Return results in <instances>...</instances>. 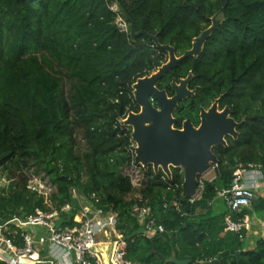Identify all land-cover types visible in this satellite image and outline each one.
<instances>
[{"label":"trees","instance_id":"1","mask_svg":"<svg viewBox=\"0 0 264 264\" xmlns=\"http://www.w3.org/2000/svg\"><path fill=\"white\" fill-rule=\"evenodd\" d=\"M118 15L128 32L119 30ZM214 18L200 54L180 60L156 85L172 96L171 81L191 75L194 94L178 103L174 127L186 118L198 126L200 109L219 98L239 124L238 137L213 147L217 175L198 198L182 195L180 167L169 179L149 166L139 196L127 199L134 188L122 170L135 153L123 119L138 112L133 84L168 61L147 34L181 56ZM239 164L264 176V0H0V177L9 180L1 188L0 224L47 208L24 174L34 167L55 187L53 206L72 202L75 190L116 212L126 258L135 264H175L172 253L201 264L225 250L233 253L221 262L264 264L263 239L244 250L243 239L224 230L226 215L264 210V198L238 213L224 199L222 210L214 207ZM135 202L150 206L163 233H142Z\"/></svg>","mask_w":264,"mask_h":264},{"label":"built area","instance_id":"2","mask_svg":"<svg viewBox=\"0 0 264 264\" xmlns=\"http://www.w3.org/2000/svg\"><path fill=\"white\" fill-rule=\"evenodd\" d=\"M111 9L116 10L113 5ZM116 24L121 32L129 31V25L122 16H117ZM197 180L198 194L191 200L200 195L204 188L205 182ZM29 187L42 194L34 187ZM260 191H264L261 170L251 164H239L229 186L220 189L217 194L225 200L230 211L238 213L250 207ZM42 195L47 208L36 207L30 214L14 216L0 224V233L4 232L0 242H5L6 246V249H0L1 261L7 264H135L126 258L127 241L117 228V213L98 206L97 197L92 195L94 199H88L73 190L72 202L53 206L48 196ZM131 210L142 225L144 235L152 236L165 231L151 213L150 206H140L135 202ZM73 211L72 217L65 216ZM250 223L247 214L236 219L226 215L224 230L237 233L242 239ZM9 224L16 228L11 229Z\"/></svg>","mask_w":264,"mask_h":264},{"label":"water","instance_id":"3","mask_svg":"<svg viewBox=\"0 0 264 264\" xmlns=\"http://www.w3.org/2000/svg\"><path fill=\"white\" fill-rule=\"evenodd\" d=\"M216 23L213 22L212 26L196 37L192 47L181 56L176 55L171 45H162L155 35L147 34L159 48L168 51L169 61L152 74L139 78L133 84V96L139 111L130 112L127 119L123 121L125 125L135 124V128L132 126L131 133L132 139L137 143L134 162L145 165L153 164L155 168L161 167L168 177L171 176L169 168L171 164L180 167L184 175L181 185L182 195L188 198L198 194L196 189L198 176L209 171L212 164L218 162V158L212 150L213 147L226 146L225 137L228 135L237 138L236 128L239 124L231 116L229 107H224L223 111L219 113L216 109L217 101H215L208 110L200 109L201 122L198 129L190 118L183 121L181 128L174 127L177 119L173 113L178 108V103L194 94V90L188 88L191 75L178 81L172 80L171 88L174 91L172 96H168L164 89H159L156 82L183 58L199 55ZM154 102L157 107H154ZM142 105L145 107L141 111ZM229 253H233V251L225 250L213 259L202 261L201 264H220V258ZM72 256L74 257V252H72ZM168 260L175 264L191 262L190 259L178 260L175 253H172Z\"/></svg>","mask_w":264,"mask_h":264},{"label":"rangeland","instance_id":"4","mask_svg":"<svg viewBox=\"0 0 264 264\" xmlns=\"http://www.w3.org/2000/svg\"><path fill=\"white\" fill-rule=\"evenodd\" d=\"M113 6H114V8H116L115 5H113ZM213 22H216L215 18L213 19L212 24H213ZM168 61H169V54H168ZM216 101L218 102V100H216ZM216 107H217V105H216ZM123 121H124V119H123ZM131 128H132V126H131ZM231 138L236 139L234 136H231ZM225 140H226V144H227L228 139H225ZM132 146H133V150L135 151L136 142L134 140H133ZM149 166L152 167V169L155 173H157L159 170L162 171L163 173H165L161 167L155 168L153 166V164L145 165V164H137L135 162L132 165L125 167L122 170V172L124 174H128L131 177V181H132L133 188H134L132 193L127 196V199H134L137 196H139L138 191L143 187V185L146 181L145 171L148 169ZM173 167H175L174 164H171L169 166L170 171L172 170ZM24 174L28 177V181H27L28 186L34 187L37 191L42 192V194H44L46 197L49 196V194L52 191H54V189H55L54 185L49 181L48 176L46 174H44L42 171H37V170H35L34 167H31L29 169L24 170ZM216 175H217L216 170L213 168V166H211V169L209 171H207L206 173L200 174L198 176V179H201L204 182H207V181H211L212 179H214L216 177ZM8 183H9V180H7L4 175H1V177H0V194H1V188L7 187ZM260 192H264V191H260ZM260 192H258V193H260ZM199 196L200 195H198L197 197H199ZM222 199L223 198H219L215 201V203L218 204L219 210L223 209V206L219 205V204H221L220 202L222 201ZM215 203H214V206L216 205ZM2 234H4L3 231H2V233H0L1 237H2ZM0 246H5V243L3 241L0 242Z\"/></svg>","mask_w":264,"mask_h":264},{"label":"crops","instance_id":"5","mask_svg":"<svg viewBox=\"0 0 264 264\" xmlns=\"http://www.w3.org/2000/svg\"><path fill=\"white\" fill-rule=\"evenodd\" d=\"M260 193H257L256 197L261 196L264 198V192ZM214 207L217 209L219 208L218 204H216ZM250 209L251 211L247 214L251 220L250 227L245 231L244 237L242 238L244 250L254 249L257 246L258 239L264 240V210H255L254 208L252 209V207ZM0 249H6V246H0ZM220 264H231V260H223V262H220Z\"/></svg>","mask_w":264,"mask_h":264},{"label":"flooded vegetation","instance_id":"6","mask_svg":"<svg viewBox=\"0 0 264 264\" xmlns=\"http://www.w3.org/2000/svg\"><path fill=\"white\" fill-rule=\"evenodd\" d=\"M171 82H172V81H171ZM170 86H171V83H170ZM216 100H218L216 109L219 111V113L222 112L224 108H220V107H219V98H218V99H215V100L211 103V105H210L209 107L206 108V110H208V109H209V108L215 103ZM153 105H154V107H157L155 102H154ZM178 106H179V105H178ZM138 111H139V107H138ZM182 123H183V122H182ZM199 124H200V113H199ZM199 124H198V125H199ZM181 126H182V125H181ZM195 127H198V126H195ZM236 129H237V128H236ZM228 137H231V136L228 135V136L225 137V139H227Z\"/></svg>","mask_w":264,"mask_h":264},{"label":"bare ground","instance_id":"7","mask_svg":"<svg viewBox=\"0 0 264 264\" xmlns=\"http://www.w3.org/2000/svg\"><path fill=\"white\" fill-rule=\"evenodd\" d=\"M144 107H145L144 105L141 106V111L144 109ZM126 119H127V118H126ZM124 120H125V119H124ZM132 126H133V128H135V124L132 123ZM198 128H199V126L196 127V129H198ZM136 145H137V143H136ZM101 246H102V245H101ZM24 262H27V261H24Z\"/></svg>","mask_w":264,"mask_h":264}]
</instances>
